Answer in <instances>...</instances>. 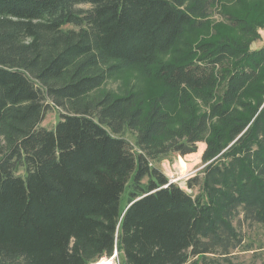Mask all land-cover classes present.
<instances>
[{"label": "trees", "instance_id": "obj_1", "mask_svg": "<svg viewBox=\"0 0 264 264\" xmlns=\"http://www.w3.org/2000/svg\"><path fill=\"white\" fill-rule=\"evenodd\" d=\"M216 1L0 0V264H92L116 251L123 264H218L254 251L262 22L250 10L234 18L237 35L177 50ZM132 67L161 83L148 106L134 92L89 99ZM48 102L65 111L54 129L42 125ZM202 142L188 190L156 166Z\"/></svg>", "mask_w": 264, "mask_h": 264}, {"label": "rangeland", "instance_id": "obj_2", "mask_svg": "<svg viewBox=\"0 0 264 264\" xmlns=\"http://www.w3.org/2000/svg\"><path fill=\"white\" fill-rule=\"evenodd\" d=\"M79 8L87 9L89 6L82 5ZM249 12L251 18L256 19L257 17L263 25L261 39L252 45L253 49L260 47L264 43V0H217L216 4L209 9V15L199 20L193 28L185 32L182 41L177 45V50H184L187 46L194 45L201 40H215L222 35H237L240 26L235 24L234 18H243V16L249 15ZM176 52L168 54L165 59L174 58L178 54ZM161 90V83L155 77L147 78L139 68L132 67L110 76L100 88L91 93L89 99L98 98L107 92L116 96L134 92L142 97L145 105L148 106ZM48 103L50 109L42 125L47 129H54L60 120V114L65 111L50 102ZM168 110L173 121L180 116L176 105H171ZM205 147L204 142L199 143L197 153L186 156L172 154L156 166L169 178L170 182L188 190L186 181L200 174L204 168L202 155ZM127 195L128 192L126 191L123 194V205L127 202ZM246 231L248 234L247 243L252 242L254 244V251H234L226 260L220 258L218 264H264V248L261 249L264 246V229L253 227L246 229ZM104 259L112 260L111 264H123L122 257L117 251L112 258H102L92 264H99Z\"/></svg>", "mask_w": 264, "mask_h": 264}, {"label": "bare ground", "instance_id": "obj_3", "mask_svg": "<svg viewBox=\"0 0 264 264\" xmlns=\"http://www.w3.org/2000/svg\"><path fill=\"white\" fill-rule=\"evenodd\" d=\"M112 261V260H111ZM111 261L110 260H106L104 259L103 261L99 262V264H111ZM114 263V262H113Z\"/></svg>", "mask_w": 264, "mask_h": 264}]
</instances>
